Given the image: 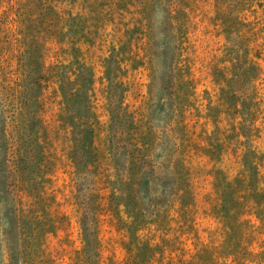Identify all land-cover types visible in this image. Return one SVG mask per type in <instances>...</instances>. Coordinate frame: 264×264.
Returning a JSON list of instances; mask_svg holds the SVG:
<instances>
[{
    "label": "rangeland",
    "instance_id": "rangeland-1",
    "mask_svg": "<svg viewBox=\"0 0 264 264\" xmlns=\"http://www.w3.org/2000/svg\"><path fill=\"white\" fill-rule=\"evenodd\" d=\"M0 264H264V0H0Z\"/></svg>",
    "mask_w": 264,
    "mask_h": 264
},
{
    "label": "trees",
    "instance_id": "trees-1",
    "mask_svg": "<svg viewBox=\"0 0 264 264\" xmlns=\"http://www.w3.org/2000/svg\"><path fill=\"white\" fill-rule=\"evenodd\" d=\"M70 88H68V89H65V92L67 93V97L71 100V101H73V95H72V93L70 92ZM25 104H27L28 105V103H25ZM29 120V119H28ZM28 120L27 121H24V122H28ZM81 154L83 155V157H84V159H83V161L80 163L82 166H84V167H86V165H87V159H89L90 158V156H91V152L89 151V150H87V149H81ZM139 158V156H136V158ZM131 162V161H130ZM131 168V167H130ZM85 169V168H84ZM132 169V168H131ZM135 174V172L134 171H131V176H130V180L131 179H133V176H134V174Z\"/></svg>",
    "mask_w": 264,
    "mask_h": 264
}]
</instances>
